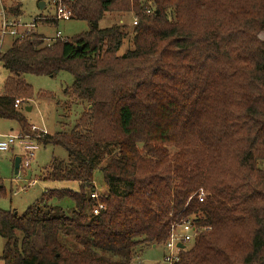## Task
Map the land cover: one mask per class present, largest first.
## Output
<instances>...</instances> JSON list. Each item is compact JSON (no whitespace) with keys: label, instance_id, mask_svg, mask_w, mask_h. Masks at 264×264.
Wrapping results in <instances>:
<instances>
[{"label":"trees","instance_id":"16d2710c","mask_svg":"<svg viewBox=\"0 0 264 264\" xmlns=\"http://www.w3.org/2000/svg\"><path fill=\"white\" fill-rule=\"evenodd\" d=\"M53 1L87 31L11 39L0 55V119L62 147L67 161L53 158L39 179L77 190H45L22 214L0 211L3 264H135L140 244L162 245L189 217L208 230L178 264H264V0H152L148 15L144 0ZM5 10L20 18L21 4ZM109 13L136 24L100 29ZM61 72L73 78L56 102L63 122L40 137L13 104L54 99L25 76ZM62 201L69 213L53 204Z\"/></svg>","mask_w":264,"mask_h":264},{"label":"rangeland","instance_id":"374dc122","mask_svg":"<svg viewBox=\"0 0 264 264\" xmlns=\"http://www.w3.org/2000/svg\"><path fill=\"white\" fill-rule=\"evenodd\" d=\"M21 4V15L19 21L21 24H32L38 17H48L55 14V8L52 4L53 0H0V8H8L14 3ZM45 4V9L39 8V3ZM134 15L132 14H114L109 13L99 21L98 27L105 29L113 25L121 24L131 29L133 25ZM36 33L43 35L47 38L55 36L56 32L64 39L72 38L85 31H87V24L84 21L76 20H61L57 23L40 24L35 29ZM259 38L264 41V31L259 34ZM11 39L6 38L2 47L4 53L10 46ZM128 48L130 43L126 40L122 48L119 50V55L123 54ZM8 74L0 63V95L3 91L4 81ZM25 81L29 84L34 93L44 92L54 96V99H38L33 98L32 101L26 103L27 106L21 107L20 111L23 112L28 127L34 125L36 128L45 130L47 134L53 135L59 131V124L63 122L62 112L56 106V102L63 101L62 92L65 88L72 84L73 78L69 73L61 72L55 77L47 76H25ZM25 108H31L30 111H25ZM76 110L72 111L69 119L66 120L69 125L73 124L77 116ZM19 127L16 122L0 119V135H15ZM21 151L15 149L13 153H5L0 155V186L3 188V193L0 194V211H11L17 214H22L26 208L32 205L41 193L45 190L53 189H70L77 190L76 184L67 183H51L39 179L44 169L49 165L50 161L54 158L58 161L66 162L67 153L59 146L40 145L38 150L35 151L29 168L20 169L17 174H14L13 164L15 158H20ZM258 167L264 170V161L258 163ZM34 186H29L30 182H34ZM94 187L97 191L104 190L101 174L97 171L94 174ZM54 205L61 206L65 212L69 213L72 205L70 202L62 201L60 203H53ZM4 239L0 236V256L4 246ZM187 244L186 247H190ZM142 250L139 257L133 260L135 264H164L162 262L165 253L163 246L157 245L151 247L148 244H140L137 253ZM0 264L3 262L0 260Z\"/></svg>","mask_w":264,"mask_h":264},{"label":"built area","instance_id":"2783aa9c","mask_svg":"<svg viewBox=\"0 0 264 264\" xmlns=\"http://www.w3.org/2000/svg\"><path fill=\"white\" fill-rule=\"evenodd\" d=\"M143 11L145 14H151L153 12L151 4L152 0H144ZM54 4V1L52 2ZM71 17V12L63 5L58 4L55 8V14L53 16L43 17V19L50 20H68ZM136 22H133L135 25ZM39 24H21L19 18H13L6 13L4 8H0V55L2 54V47L6 38L16 39L23 38L26 34L33 32ZM64 40L60 36L59 32H56L52 38L45 39L47 43L54 40ZM23 106L21 100H15L13 107L16 110H20ZM31 133L37 134L40 137L47 134L45 130H41L32 125L29 128ZM41 144L34 139L31 135L22 134L19 130L15 135H0V155L5 153H13L15 149L21 151L20 157V169L29 168L30 162L34 157L35 151L38 150ZM35 181L29 183V186H34ZM90 198L95 200L96 204L92 209V213L97 215L103 206L99 203L98 195L96 192L91 194ZM196 198L199 203H203L206 198V192L202 189L198 190ZM207 228L198 227L192 217L181 220L178 224H174L168 234L166 241L162 244L164 248V256L162 262L164 264H178L180 261V254L184 252L188 247L187 244L193 245L195 240L199 237L202 232L207 231ZM179 245L184 246L180 248ZM190 245V246H191Z\"/></svg>","mask_w":264,"mask_h":264},{"label":"water","instance_id":"95a60500","mask_svg":"<svg viewBox=\"0 0 264 264\" xmlns=\"http://www.w3.org/2000/svg\"><path fill=\"white\" fill-rule=\"evenodd\" d=\"M45 6V4L43 2H40L39 3V8L42 10L43 7ZM30 108H25V111H29ZM19 165H20V158H15L14 160V165H13V171H14V174H17L18 173V168H19ZM180 248H184V246H181L179 245Z\"/></svg>","mask_w":264,"mask_h":264},{"label":"crops","instance_id":"0c3cea01","mask_svg":"<svg viewBox=\"0 0 264 264\" xmlns=\"http://www.w3.org/2000/svg\"><path fill=\"white\" fill-rule=\"evenodd\" d=\"M43 9H45V6L43 7ZM43 9H42V10H43ZM30 109H31V108H30ZM30 109H29V111H30ZM13 165H14V164H13ZM150 246H151V247H155V246H157V245H150ZM161 246H162V245H161ZM140 253H142V250H141ZM140 253H139V254H140ZM139 254H138V257H139ZM163 256H164V255H163ZM138 257H137V258H138ZM137 258H136V260H137ZM162 260H163V258H162Z\"/></svg>","mask_w":264,"mask_h":264}]
</instances>
